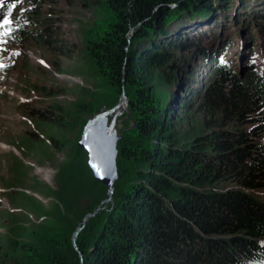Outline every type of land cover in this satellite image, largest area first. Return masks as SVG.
<instances>
[{
  "label": "trees",
  "instance_id": "obj_1",
  "mask_svg": "<svg viewBox=\"0 0 264 264\" xmlns=\"http://www.w3.org/2000/svg\"><path fill=\"white\" fill-rule=\"evenodd\" d=\"M17 1L26 7L12 13V2L0 0V21L5 16L11 20L7 41L16 44L29 37L46 54L62 57L67 44L53 25L55 8L46 3L38 17L37 5L46 0ZM232 1L102 3L104 17L85 30L82 49L94 73L123 94L132 121L117 139L111 202H103L106 188L92 179L85 154L77 147L79 136L69 140L79 117L92 115L95 103L75 96L66 105L54 100L34 104L25 110L33 127L17 142L18 152L24 156L25 150L29 154L66 146L70 157L54 171V189L40 192L52 195L61 207L55 215L58 229L29 230L7 212L0 264H264V198L258 194L264 191V77L250 72L241 78L211 64L216 73L197 90L185 80L196 65L188 59L213 61L227 39L222 24L221 34L216 33L218 47L205 45L212 34L196 33L198 25L211 22V30L216 20L226 21L229 10L237 16L239 4ZM247 16L251 23L246 27L233 17L230 21L242 37L247 38L244 30L250 28L248 39L260 41L257 30L264 26L263 16L252 11ZM173 48L182 55L174 56ZM256 53L251 57H259ZM246 55L250 57L248 51ZM168 61L182 87L163 104L154 93L170 80L162 81L159 71ZM189 114L201 122L181 131L180 123L189 121ZM22 166L12 156L10 189L21 185ZM225 184L232 187H220ZM16 194L14 201L32 203L39 211L31 196ZM95 208L73 243L76 226Z\"/></svg>",
  "mask_w": 264,
  "mask_h": 264
},
{
  "label": "rangeland",
  "instance_id": "obj_2",
  "mask_svg": "<svg viewBox=\"0 0 264 264\" xmlns=\"http://www.w3.org/2000/svg\"><path fill=\"white\" fill-rule=\"evenodd\" d=\"M10 1L12 2L10 4L12 13L26 7L23 6L24 1ZM77 1L46 0L45 3L37 5L38 17L46 11V3V5L55 8L54 16L56 20L53 25L56 26V31L61 40L67 44V50L62 57H53L48 53L46 54L45 49L37 45L29 37L22 39L16 44H10L6 35L11 23L0 28V223L2 225L0 226V233H3V227L8 224L7 212H12L14 216H18L20 222L25 223L29 230L35 229L46 232L51 228L58 229L55 215L61 212V207L52 195L46 194L44 196L40 192L46 193L44 191L45 188L54 189L52 177L58 166L69 162L68 147L62 146L56 151L48 150L49 152L47 150L30 151L29 154L25 150L26 155H21L18 152V149L20 150L21 148L17 142L19 143L25 131H29L33 127L29 125L24 116L25 110H28L29 107L34 106L36 103H45L48 100H54L56 103L66 105L75 96L84 97V100L91 98L95 103L94 112L92 115L83 114L79 117L80 123L75 125L69 137V140H73L75 136L80 137L85 121L96 113L119 104L123 95L117 94L109 83L104 82L94 73L89 66L88 60L85 59L82 49V35L85 30L90 29L92 26L94 27L104 17L105 10L102 8V3L105 0H79L81 4L77 3ZM242 1L241 4L232 1L234 4H239L235 7L238 9L237 16L229 10L226 21L216 20L217 22L213 25L215 29L208 30L210 28L208 24L211 22L198 25L201 29L196 33L205 32L204 35L206 33L212 34L208 36L209 42L205 43V45H212V48L213 46L216 48L218 45L217 35L221 34L218 31L222 24L227 29L222 31L225 32L227 39H225L226 42L222 45V49L215 52L214 62L209 61L208 58L207 61L201 63L194 59H188V63L193 61V64H196L195 68L187 76L188 78L185 79L187 82H192V90H197L198 87L204 84L206 79L216 73L214 69H210L209 66L211 64L225 66L241 78L250 72L258 73L261 77H264V63L260 61L264 57V34H262L264 31L261 32L264 26L262 25L260 30H257L258 32L260 31L259 34L261 33L259 35L261 36L260 41L249 40L248 30L251 31V29L244 30V35L247 38H240L239 35L241 33H237V29L234 27L236 25L235 21H230L233 17L240 26H243V22H246V27L248 23H251L250 17L247 15L252 11L257 16H263L260 18V23L264 24V0ZM235 8L234 10H236ZM224 16L226 17V13ZM216 33L218 34L216 35ZM250 36H252L251 33ZM253 37L256 36L253 35ZM245 39L248 40V47H246ZM199 40L198 43L200 42ZM247 51L250 57L251 55L254 56L255 53L259 57L250 58L246 55ZM172 53L178 57L182 55L179 49L176 48L172 49ZM237 54L240 56H236ZM171 63L172 61H168L159 70L160 73H163L162 81H165L170 76L169 82L165 81L154 93V98L163 104L169 102L168 100L176 96L177 93H180L182 87L181 83L175 81L177 77L175 70L170 71L168 68ZM48 92H54L53 96L45 97L44 94H48ZM185 118L189 119V121L185 124L183 123L184 121L180 123L179 129L181 131L193 126L196 122H201L198 115L189 114ZM114 121V132L118 137L130 128L132 121L127 108V101L124 104V110L116 116ZM21 144L24 143L22 142ZM12 156L23 163V166L19 167L18 171L20 170L25 175L20 180L22 181L21 185L15 183L10 189L9 186L13 184V176L8 171V167ZM220 187L226 189L232 187V185L225 184L220 185ZM16 191L23 192L25 197L31 196L35 204H40L39 211L36 212L31 207L33 206L32 203L14 201V198H18ZM111 191L109 194L106 193L107 196L103 201L104 203L109 204L111 202ZM258 194L264 198V191ZM97 210L98 208H95L85 214V221L83 223L81 221L75 228L77 231L76 235L82 231L85 222H89ZM80 235H83V231ZM74 241L72 242L74 243Z\"/></svg>",
  "mask_w": 264,
  "mask_h": 264
},
{
  "label": "water",
  "instance_id": "obj_3",
  "mask_svg": "<svg viewBox=\"0 0 264 264\" xmlns=\"http://www.w3.org/2000/svg\"><path fill=\"white\" fill-rule=\"evenodd\" d=\"M128 33L130 34L131 30ZM125 103L122 95L119 104L88 119L77 141V147L85 154L92 179L102 184L107 194L110 193L117 177L115 156L118 136L113 131V124L116 116L124 110ZM84 219L85 216L82 223ZM76 233V230L72 233V241L75 240Z\"/></svg>",
  "mask_w": 264,
  "mask_h": 264
},
{
  "label": "snow or ice",
  "instance_id": "obj_4",
  "mask_svg": "<svg viewBox=\"0 0 264 264\" xmlns=\"http://www.w3.org/2000/svg\"><path fill=\"white\" fill-rule=\"evenodd\" d=\"M10 23H11V20H9L7 16H5V17L3 18V20L0 21V28H3V27H5L6 25H9ZM5 34H7V33H5Z\"/></svg>",
  "mask_w": 264,
  "mask_h": 264
},
{
  "label": "bare ground",
  "instance_id": "obj_5",
  "mask_svg": "<svg viewBox=\"0 0 264 264\" xmlns=\"http://www.w3.org/2000/svg\"><path fill=\"white\" fill-rule=\"evenodd\" d=\"M237 33H238V32H237ZM239 37H240V38H243L241 35H239ZM246 44H247V43H246ZM246 44H245V45H246ZM253 44H254V43H253ZM246 47H248V45H247ZM246 47H245V48H246ZM114 124H115V123H114ZM114 124H113V131H114ZM110 130H111V129H110Z\"/></svg>",
  "mask_w": 264,
  "mask_h": 264
}]
</instances>
